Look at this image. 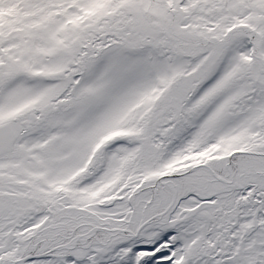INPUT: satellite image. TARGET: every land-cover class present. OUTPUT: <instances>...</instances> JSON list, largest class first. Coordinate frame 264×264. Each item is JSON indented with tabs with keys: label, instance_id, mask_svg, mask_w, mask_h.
Segmentation results:
<instances>
[{
	"label": "snow or ice",
	"instance_id": "1",
	"mask_svg": "<svg viewBox=\"0 0 264 264\" xmlns=\"http://www.w3.org/2000/svg\"><path fill=\"white\" fill-rule=\"evenodd\" d=\"M0 264H264V0H0Z\"/></svg>",
	"mask_w": 264,
	"mask_h": 264
}]
</instances>
